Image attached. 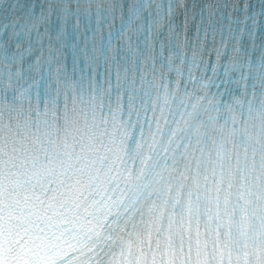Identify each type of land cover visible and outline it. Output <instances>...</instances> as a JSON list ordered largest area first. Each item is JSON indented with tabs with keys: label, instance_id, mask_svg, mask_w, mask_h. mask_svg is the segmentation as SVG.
<instances>
[{
	"label": "snow or ice",
	"instance_id": "snow-or-ice-1",
	"mask_svg": "<svg viewBox=\"0 0 264 264\" xmlns=\"http://www.w3.org/2000/svg\"><path fill=\"white\" fill-rule=\"evenodd\" d=\"M237 70L240 72V75L242 76V78L247 79L249 77V75L252 74L254 69H253V66L251 64V61H249L246 67L240 66ZM224 71H225V73H228L229 69L226 67L224 69ZM255 72L257 73V75H264V71H262L260 67H257L255 69Z\"/></svg>",
	"mask_w": 264,
	"mask_h": 264
}]
</instances>
